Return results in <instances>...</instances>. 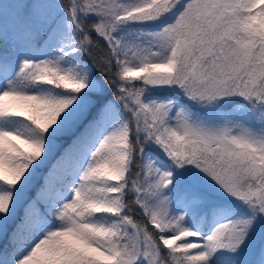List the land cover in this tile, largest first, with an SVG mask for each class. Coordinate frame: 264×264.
I'll return each mask as SVG.
<instances>
[{
	"label": "snow or ice",
	"instance_id": "6c2138e0",
	"mask_svg": "<svg viewBox=\"0 0 264 264\" xmlns=\"http://www.w3.org/2000/svg\"><path fill=\"white\" fill-rule=\"evenodd\" d=\"M0 264H264V0H0Z\"/></svg>",
	"mask_w": 264,
	"mask_h": 264
},
{
	"label": "rangeland",
	"instance_id": "374dc122",
	"mask_svg": "<svg viewBox=\"0 0 264 264\" xmlns=\"http://www.w3.org/2000/svg\"><path fill=\"white\" fill-rule=\"evenodd\" d=\"M5 103H6V105H9V104H14L15 102L14 101H5ZM13 143H15L17 145V147H19L24 152L27 151V150H30L27 147V145L21 143L20 141H13ZM185 239H194V238H185Z\"/></svg>",
	"mask_w": 264,
	"mask_h": 264
},
{
	"label": "trees",
	"instance_id": "16d2710c",
	"mask_svg": "<svg viewBox=\"0 0 264 264\" xmlns=\"http://www.w3.org/2000/svg\"><path fill=\"white\" fill-rule=\"evenodd\" d=\"M93 38L96 39L95 37H93ZM101 43H103V42L101 41ZM97 54H100V50H97ZM97 76H99V73H97ZM29 151H31V150H27L25 152H29ZM9 230H11V229H9Z\"/></svg>",
	"mask_w": 264,
	"mask_h": 264
}]
</instances>
